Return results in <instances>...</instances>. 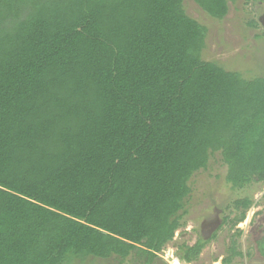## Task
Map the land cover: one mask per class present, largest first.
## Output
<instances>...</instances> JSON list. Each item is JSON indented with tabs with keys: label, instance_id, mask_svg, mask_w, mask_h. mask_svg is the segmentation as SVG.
I'll use <instances>...</instances> for the list:
<instances>
[{
	"label": "trees",
	"instance_id": "1",
	"mask_svg": "<svg viewBox=\"0 0 264 264\" xmlns=\"http://www.w3.org/2000/svg\"><path fill=\"white\" fill-rule=\"evenodd\" d=\"M184 1L0 0V264H152L213 155L233 188L264 183V74L203 59L208 28ZM193 1L223 19L234 0ZM229 250L225 264L244 255Z\"/></svg>",
	"mask_w": 264,
	"mask_h": 264
},
{
	"label": "rangeland",
	"instance_id": "2",
	"mask_svg": "<svg viewBox=\"0 0 264 264\" xmlns=\"http://www.w3.org/2000/svg\"><path fill=\"white\" fill-rule=\"evenodd\" d=\"M186 12L208 28L206 45L202 53L205 60L214 61L227 70L242 73L245 78L264 74V3L244 0L229 3L228 14L215 19L203 11L193 0H185ZM256 21L257 26L250 24ZM227 166L220 153L212 156L207 169L196 172L191 178V194L186 200L184 226L157 254L152 264H225L230 255L232 239L238 240L242 257L232 264H264V255L257 250V241L264 227V183H251L243 189H235L226 181ZM250 197L253 205L243 222L232 227L225 221L233 218L232 202ZM241 229V235H236ZM199 238L206 240L197 259L187 262L183 258V245H194ZM143 257L134 253L126 259L113 256L107 259L92 256L76 258L66 264H142Z\"/></svg>",
	"mask_w": 264,
	"mask_h": 264
}]
</instances>
